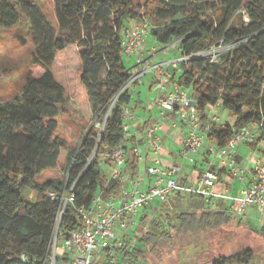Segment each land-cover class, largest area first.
<instances>
[{
  "label": "trees",
  "instance_id": "16d2710c",
  "mask_svg": "<svg viewBox=\"0 0 264 264\" xmlns=\"http://www.w3.org/2000/svg\"><path fill=\"white\" fill-rule=\"evenodd\" d=\"M53 2L56 24L37 4L0 0V29L25 20L33 46V62L22 94L0 103V264H51L60 197L73 195L74 201L68 203L62 216L59 240L80 227L78 208L90 207L100 192L104 196L120 194L122 184L108 181L102 165L105 156L111 163L112 151L126 139L122 107L131 101L130 91H125L110 111L109 106L129 76L123 41L131 21L139 25L149 21L156 42L161 46L176 42L184 57L217 44L227 47L218 59L192 57L184 61L179 83L191 90L203 123L209 120L208 109L217 105L234 119L233 125L213 127L210 141L224 147L240 129L254 126L260 133L257 143L264 144V0ZM15 37L22 45L29 42L22 31ZM71 46H76L79 54V81L98 114L97 121L105 122V128L99 136L93 126L71 150L74 159L65 179L38 182L45 170L58 167L62 152L69 146L58 134L59 116L67 111L68 95L52 67L58 53ZM126 155L134 176L137 157L128 151ZM25 187L37 193L36 202L23 196ZM161 208L166 211L156 219L149 213L140 218L143 224L149 222L146 237L136 240L142 247L126 235L123 245L116 248L117 264L143 261L149 244L169 238L171 228L186 233L203 231L233 219V213L226 210L180 209L172 215L165 206ZM259 234L264 236V227ZM23 255L28 259L23 260ZM62 259L70 261L64 254ZM252 259L253 251L245 249L217 258L213 264H248Z\"/></svg>",
  "mask_w": 264,
  "mask_h": 264
},
{
  "label": "built area",
  "instance_id": "2783aa9c",
  "mask_svg": "<svg viewBox=\"0 0 264 264\" xmlns=\"http://www.w3.org/2000/svg\"><path fill=\"white\" fill-rule=\"evenodd\" d=\"M150 32L149 24L128 27L124 31V50L127 55H136V66L130 71L127 80L118 89L110 100L109 111L118 102L119 97L134 83L138 82L145 74L152 70V65L144 58L143 47L146 37ZM151 53L156 54V49ZM189 60L183 58V62ZM173 67L182 72V68L173 62ZM164 88L165 86L162 85ZM156 104L161 108L164 119L169 114H175L178 120L190 128L189 137L182 149V157L185 160L195 162L194 156L203 149L206 139L212 128L221 124V117L210 114L207 123H203L201 114L197 110V102L193 98L191 90L187 87L176 85L168 92L167 96H160ZM218 106V105H217ZM137 117L128 105L122 107V119L126 134L129 132L130 122ZM97 128L104 132L105 122L97 121ZM222 126H225L222 125ZM163 129L162 122L150 124L144 135L145 144L149 145L150 151L154 154L153 163L147 168V173L152 177V185L142 190L141 179H136L128 184L129 178L122 173L127 163V155L123 145L116 147L111 155L112 171L107 175V180H118L121 184L119 195L110 194L104 196L100 192L94 198L92 205L88 208H78L80 227L68 232L59 240V225L68 203L74 201V196L60 197V207L56 217V232L51 242L52 254L49 257L51 264H57V252L59 244L72 264H117L119 257L116 248L124 243L125 231L137 223V216L141 211L155 200L167 202L171 194L179 189V174L181 167L177 164L165 166L163 164V146L157 132ZM259 129L254 126H247L240 129L227 143L220 148L223 155H228L225 166L230 175L240 182L245 183L240 191V196L234 199L233 210L240 216L250 215L252 211L258 213L264 219V159L256 158L251 164L252 168L242 165L238 160L236 147L239 144L255 143L259 137ZM214 153L217 150L211 149ZM134 155L142 159L141 151L136 148ZM250 178L247 180V174ZM219 182L218 174L213 170L206 171L201 177L197 192L203 197H210L212 190ZM55 197L54 193H50ZM111 241V243H107ZM23 260L27 256L23 255Z\"/></svg>",
  "mask_w": 264,
  "mask_h": 264
},
{
  "label": "rangeland",
  "instance_id": "374dc122",
  "mask_svg": "<svg viewBox=\"0 0 264 264\" xmlns=\"http://www.w3.org/2000/svg\"><path fill=\"white\" fill-rule=\"evenodd\" d=\"M20 1H29L39 5L49 20L54 24L57 23L53 0ZM145 22L151 28L152 24L149 21ZM28 28V23L22 20L19 25L0 29V103L15 100L22 94L25 87L33 62V46L27 35ZM20 31L29 40L26 45H22L15 37ZM151 39L153 37L150 35L149 41ZM149 41H145L144 45L148 44L149 46ZM175 44L176 42L161 46L159 49L162 55L161 61H171L169 66L164 68H169L172 75L174 74L176 78H179L182 72L173 67V62H177L182 67L183 58L181 51ZM226 48L223 44H217L193 54L192 57L218 59ZM123 61L127 71H130L134 65V58L125 54ZM52 70L57 80L66 88L68 95L67 111L59 116L58 134L67 140L69 146L62 152L58 167L54 170H45L37 177L38 182H44L49 178L65 179L70 163L74 159L70 154L71 150L81 144L90 128L97 127L98 114L92 110L86 92L79 81L81 63L76 46L60 51ZM133 86L134 84L130 86L129 90H133ZM134 94L138 95V93ZM217 115L223 119V122H227L226 112L219 111ZM223 122L222 125H224ZM98 135H101L99 129ZM260 144L262 145L261 150L247 151L246 156L249 158L247 167L249 169L252 168L251 162L254 159H264V144L262 142ZM106 158V156L103 157V161L107 162ZM212 160L215 158L213 157ZM190 186L197 190V181L193 179ZM222 190L224 193V189ZM22 193L31 202H36L38 199L37 193L31 187H25ZM193 199L195 203L201 204L199 199ZM155 204H157V200L151 203L152 206ZM170 206L167 205L166 209L174 215L175 211H172ZM158 210L155 215L151 214L153 219L159 217L161 211H166L164 208ZM139 218L141 216H137V223L125 231L129 236H133L135 240L133 242L136 245H139L136 240L146 237L149 229V222L143 224ZM262 227H264L263 217L258 211H252L247 216H240L234 212L233 219L228 224L214 229L186 233L178 228H171L169 238H158L157 241L150 243L143 261H136L133 264H213L217 258L232 256L245 249L253 251V259L248 264H264V236L259 234ZM107 243L110 244L111 241H107ZM139 246L142 247L141 244ZM57 255L59 257L58 264H72L71 261L66 262L62 259L63 250L60 244ZM121 264L128 263L121 261Z\"/></svg>",
  "mask_w": 264,
  "mask_h": 264
},
{
  "label": "crops",
  "instance_id": "0c3cea01",
  "mask_svg": "<svg viewBox=\"0 0 264 264\" xmlns=\"http://www.w3.org/2000/svg\"><path fill=\"white\" fill-rule=\"evenodd\" d=\"M139 25L137 21H131L129 26L133 27ZM151 33L149 32L146 37V42L150 40ZM152 36V35H151ZM145 42V43H146ZM149 46L144 45L143 52L144 58L149 61L152 65V70L145 74L138 82L134 83L133 90H129L131 93V101L127 104L131 110L136 115V119L130 122L129 132L126 134L125 142L123 146L125 151L134 154L136 148H138L142 155V159H138L136 174L131 176V171L127 166L128 163L122 169V173L129 178V183L136 179H141L142 183L140 188L142 190L148 189L152 185V177L148 175L147 168L152 165L154 154L150 151L149 145L145 144L144 135L146 133L147 127L154 122H162L163 129L158 131L157 134L161 139V144L163 146V164L165 166H171L172 164H177L181 167V172L179 174V189L175 191L169 197L166 203L157 201L155 205L146 206L138 217L142 216L144 213L154 214L161 206L173 205L172 211L180 209L188 210H226L234 213L233 205L235 203L234 199L240 196V191L244 187L245 183L234 179L225 166V160L228 155H223L220 148L216 143L210 141L208 138L205 141L203 149L199 154L195 155V162L185 160L182 157V149L185 145V141L189 137L190 128L185 124L181 123L175 114H169L167 119L162 116L161 108L156 104V99L160 96H167L168 92L172 91L176 85H180L179 78L170 71L169 68H164L169 66L171 61H161V51L156 40L153 38L149 41ZM156 49V54L151 53L152 49ZM166 49V48H165ZM182 53V52H181ZM134 58V65L131 70L136 66V55L131 54ZM182 58L184 56L182 55ZM130 70V71H131ZM130 73V72H129ZM161 84V85H160ZM162 85L165 87L163 88ZM181 86V85H180ZM184 87V86H183ZM134 93H138L135 95ZM219 111L226 112L227 122H223L221 118V124L217 126H222V122L226 125H233L234 119L230 116L229 112L221 106H216L208 109V115H217ZM244 143L239 144L236 147L238 151L237 160L245 167L248 164L249 158L246 156L247 151L262 148L259 143ZM256 145V147L253 146ZM216 149V152H212L211 149ZM215 160H212V158ZM103 170L105 174H109L114 167L112 163L108 164L103 161ZM213 170L219 176V182L211 192L210 197H203L197 190L190 186V182L195 179L197 184L199 183L203 174L208 171ZM250 173L247 174V180L250 178ZM239 185H236V184ZM238 188L236 189V187ZM217 189V191H215ZM224 189V193L222 192ZM193 198H197L200 201V205L195 203ZM140 219V218H139Z\"/></svg>",
  "mask_w": 264,
  "mask_h": 264
},
{
  "label": "water",
  "instance_id": "95a60500",
  "mask_svg": "<svg viewBox=\"0 0 264 264\" xmlns=\"http://www.w3.org/2000/svg\"><path fill=\"white\" fill-rule=\"evenodd\" d=\"M189 59H192V57H188ZM91 129V128H90ZM90 131V130H89ZM88 131V133H89ZM88 133L84 136V138L88 135ZM103 135V132L101 133V136Z\"/></svg>",
  "mask_w": 264,
  "mask_h": 264
}]
</instances>
